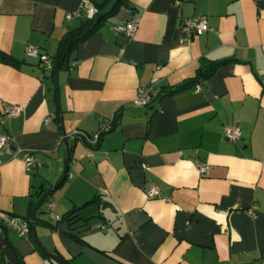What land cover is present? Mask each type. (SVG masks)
Masks as SVG:
<instances>
[{
    "label": "crops",
    "instance_id": "1",
    "mask_svg": "<svg viewBox=\"0 0 264 264\" xmlns=\"http://www.w3.org/2000/svg\"><path fill=\"white\" fill-rule=\"evenodd\" d=\"M82 1L0 0V53L13 60L0 61V135L13 153L0 151V212L25 220L36 192L61 179L65 137V180L36 214L46 225H35L40 244L64 262L264 264V0H125L72 48L53 81L25 47L53 58L84 20L65 19ZM90 1L108 12L116 0ZM202 16V35L181 29ZM127 21L137 23L130 38L113 29ZM227 59L235 61L217 67L199 92L194 85L157 96ZM154 78L151 103L134 106L137 88ZM3 104L21 112L5 115ZM108 122L93 146L69 136L92 135ZM229 126L241 131L235 142L224 137ZM25 151L34 157L29 171ZM196 162L207 164L208 175ZM151 186L158 195L147 198ZM1 228L24 264H57L32 234Z\"/></svg>",
    "mask_w": 264,
    "mask_h": 264
},
{
    "label": "built area",
    "instance_id": "2",
    "mask_svg": "<svg viewBox=\"0 0 264 264\" xmlns=\"http://www.w3.org/2000/svg\"><path fill=\"white\" fill-rule=\"evenodd\" d=\"M96 13L95 7L92 5L90 0H83L81 2V6L78 10L73 12H69L65 15L66 20H71L73 18L76 19H91L93 15ZM116 34H121L126 38H130L134 35L137 29V23L135 21H127L125 23H119L114 25L113 27ZM181 29L188 35H202L204 32L208 30V24L205 17L198 18H188L184 20L181 24ZM25 55L29 57H33L38 59L39 63L47 69L52 68V60L51 58L42 53L38 48L32 46L25 47ZM260 82L262 84V88H264V75L260 76ZM156 79H152L151 85L148 87H139L136 91V97L132 101V104L136 107H146L152 101V89L156 83ZM201 89V83L196 84L193 88L195 92H199ZM2 111L5 115L17 116L21 112L20 106H12L3 104ZM112 128L111 124L104 123L99 129L92 135H86L82 132L74 131L69 133V136L72 138L82 139L86 144L93 146L97 143L100 136L109 131ZM241 136V131L238 126H229L224 129V137L229 142H235ZM0 151H5L7 154L12 155V148L10 139L5 135H0ZM22 162L27 171L31 170L34 164V157L31 152L25 151L22 152ZM196 169L201 176H206L209 173V167L206 163L196 162ZM145 195L147 198H153L158 195V189L155 186L149 187L145 191ZM53 207L52 203H48V209ZM257 207L252 204L248 209L247 213L250 216L256 214ZM49 218L52 220H58L59 217L52 212L47 213ZM0 224L5 227H13L20 236H27L29 234L30 228L29 224L26 220L13 216L11 214L0 212ZM98 227L102 230H105V226L98 225ZM3 254V252H2ZM0 264H10L5 255L3 254V259L0 260Z\"/></svg>",
    "mask_w": 264,
    "mask_h": 264
},
{
    "label": "trees",
    "instance_id": "3",
    "mask_svg": "<svg viewBox=\"0 0 264 264\" xmlns=\"http://www.w3.org/2000/svg\"><path fill=\"white\" fill-rule=\"evenodd\" d=\"M125 3H126L125 0H116L113 3V6H111V10H109L108 12H102V6L101 5L97 6L94 3H92V5L96 9V13L93 15V17L91 19H84L77 29H74L70 32H67L63 36V38L61 39V41L59 43V48L57 50L56 55L53 58H51L52 68L50 69V77L52 78L53 81L55 80L57 71L59 69H61L62 67H64V65L68 59V55H69L70 51L72 50V48L74 46H76L77 44L83 42L87 37H89L93 32H95L100 26H102L104 24L105 20L109 16H111L115 13L117 7H119L121 4H125ZM0 61L4 62V63H13V60L8 55H6L4 53H0ZM230 61H235V59L209 61L206 64L200 66L196 70L195 76L193 78L185 80L184 82L177 84V85H174V86H171L167 89L163 88L159 91L157 96L172 95V94L180 93V92H183L185 90L191 89L194 85L199 84L202 81L208 79L214 73V71L217 69V67H219L220 65H222L224 63L230 62ZM116 121L117 120L115 118V120H113V124L116 123ZM69 159H70V150L68 149V161H69ZM43 194H44L43 190H41L40 192H36L35 198L37 200H39V198H41V196H43ZM51 195H52V193H51ZM36 202H37L36 200L35 201L32 200L30 202L29 212H28L27 217L25 218V220L28 222L29 228H30L29 236L31 235L30 214H31L32 208L34 207ZM73 215H74V212L71 214H66L61 218V220L71 221ZM33 223H34V225H36V224L46 225L45 222L39 220L36 216L33 220ZM50 228H52V227L50 226ZM0 235L3 237L6 245L9 247V245L6 241V238L4 237V229H2V228L0 230ZM72 237L77 241H81L79 238H77L75 236H72ZM10 250H11V248H10ZM12 253L14 254V256H15V258L19 264H24L21 257L16 255L13 251H12ZM43 257H45V256L43 255ZM1 259H3V254H2V250L0 249V260ZM65 263L69 264L67 262H65Z\"/></svg>",
    "mask_w": 264,
    "mask_h": 264
},
{
    "label": "water",
    "instance_id": "4",
    "mask_svg": "<svg viewBox=\"0 0 264 264\" xmlns=\"http://www.w3.org/2000/svg\"><path fill=\"white\" fill-rule=\"evenodd\" d=\"M63 151H64V156H65V166H64L63 175H62L61 179L56 184L51 186V188L49 190H47L45 192V194L39 199L37 204L34 206L33 210L31 211V214H30L31 234H32V237H33L37 247L39 248L40 252L44 256L48 257L49 259H51L52 261H54L57 264H66V263L58 255L54 254L53 252H50V251L46 250L40 244V242L38 241L37 236H36L35 225L33 223V220H34V218H35L40 206L47 199H49L51 193L63 182V180L66 177V174H67V161H68V143H67V139L65 137L63 138ZM0 249L2 250V252L5 255V257L7 258V260L10 262V264H19L17 262L15 256H14V254L10 250V248L6 245L4 239H3V237L1 235H0Z\"/></svg>",
    "mask_w": 264,
    "mask_h": 264
}]
</instances>
